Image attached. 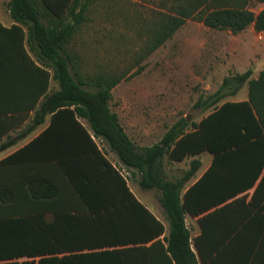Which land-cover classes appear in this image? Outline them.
Returning <instances> with one entry per match:
<instances>
[{
	"label": "trees",
	"instance_id": "16d2710c",
	"mask_svg": "<svg viewBox=\"0 0 264 264\" xmlns=\"http://www.w3.org/2000/svg\"><path fill=\"white\" fill-rule=\"evenodd\" d=\"M89 1L9 3L13 19L27 28L29 51L39 66L27 58L45 79L44 100L34 113L33 126L43 123L47 115H52L51 129L56 119L69 120L76 144L71 172L64 159L68 156L36 154L46 134L0 161V169L11 171L10 183L0 184V264H264V204L258 202V194L264 198V175L251 201L239 196L254 187L261 175L246 167L244 144L250 137L246 124L260 115L259 102L264 101V73L249 81L248 101L219 105L235 95L252 73L226 77L217 92L198 103L210 110L199 123L181 117L158 143L138 147L110 108L112 91L123 78L105 74L85 78L68 49L85 20ZM214 1L221 6L203 13L201 22L206 27L238 34L254 24L258 32L264 31V9L256 14L247 2L240 3L244 0ZM193 11L182 9L178 16H168L154 35L151 50L171 38ZM51 79L59 89L47 94ZM92 136L139 174L142 190L159 192L169 223V233L162 239L164 224L136 198ZM204 151L214 158L193 185L186 188L200 169V160H193L182 176H168L166 158L182 161ZM40 167L54 169V175L71 183V194L87 207L86 216L71 215L69 204L61 199L60 185L44 176ZM187 214L201 216L202 233L195 238L186 225ZM82 229L91 232L86 242L76 233ZM85 248L92 251L82 252Z\"/></svg>",
	"mask_w": 264,
	"mask_h": 264
},
{
	"label": "rangeland",
	"instance_id": "374dc122",
	"mask_svg": "<svg viewBox=\"0 0 264 264\" xmlns=\"http://www.w3.org/2000/svg\"><path fill=\"white\" fill-rule=\"evenodd\" d=\"M244 2L254 12L261 7L257 0L240 3ZM219 6L214 0H90L85 20L68 49L85 78L97 74L123 78L112 91L111 107L115 111L124 106V113L138 115L143 126L153 115L156 136L146 142L151 144L181 117L198 123L210 111L198 103L214 94L220 81L210 69H201L203 60L211 66L212 55L211 30L201 17ZM189 8L194 14L186 23L162 46L151 50L154 35L167 17ZM187 169L189 166L172 164L166 171L169 177L178 178ZM132 187L142 201L157 202V190H140L136 183Z\"/></svg>",
	"mask_w": 264,
	"mask_h": 264
},
{
	"label": "crops",
	"instance_id": "0c3cea01",
	"mask_svg": "<svg viewBox=\"0 0 264 264\" xmlns=\"http://www.w3.org/2000/svg\"><path fill=\"white\" fill-rule=\"evenodd\" d=\"M10 1L0 0V161L17 153L33 140L46 134L42 139V143L36 147V154L40 156H47L49 154L68 156L64 159L69 164L71 172V152L75 151L76 144L73 138L74 127L71 126V121L56 119L54 127L51 129L52 115H47L43 123L33 126L34 113L44 100L45 94L42 93V89L44 88L45 79L43 73L34 67L27 58L29 55L31 60L39 66L35 55L29 51L27 28L19 24L11 15L9 9ZM262 9H264V2L261 3L260 9L255 13L257 14ZM18 26L21 29H18ZM206 28L210 29L212 34L211 66L206 65V62L203 60L201 62V69H210L214 77H218L220 86L217 91L226 77L244 74L247 71H251L252 73L249 80L243 84L235 95L227 96L219 105L225 102L248 101L250 91L249 81L258 80L264 73V31L258 32L254 24H251L238 34H233L230 30L225 29ZM203 54H201V57ZM244 57L246 62H242ZM58 89V83L51 79L47 94ZM125 103L129 104L130 107H137L136 103ZM123 107L119 106V109L114 111L110 102L111 110L117 113L120 124L138 147H150L158 143L169 129L157 140L155 139L154 143L148 144L146 142L154 139L156 136L157 123L154 116L149 117L143 126L141 118L138 115L124 113ZM259 107L260 115L256 114L255 120H251L246 124V129L250 131V137L246 139V143L244 144L245 164L252 171H261V175L255 186L239 195H246L247 202L251 201L255 189L264 175V164H262L264 162V101L259 102ZM23 115H27V117L23 119ZM80 122L85 128H88L86 120L82 119ZM92 139L101 154L118 170L122 169L120 172L127 179L128 186L136 198L164 224L165 233L160 237L162 239L169 233V223L159 203V197L157 202L147 199L142 201L132 187L135 183L138 185L139 174L134 169H128L123 165L102 140L94 136H92ZM213 158V154L208 151L187 157L182 161H170L166 158V168L172 164H183V166H189L190 168V163L193 160H200L202 165L195 177L186 185V188H188L207 171L212 164ZM52 165L55 166L53 168L56 170V162H53ZM40 170L44 176L56 179L62 191L61 199L69 204L71 215H79L81 213L82 217L86 216L87 207L79 197L71 194V183L69 181L66 182L64 178L54 175V169L47 171L45 167H40ZM9 172H11L9 167L0 169V184L10 179ZM140 190L142 189L140 188ZM262 197L263 193L258 194V202L264 204V198ZM200 217L191 216L190 214L186 215V225L191 231L192 238L202 233V227L199 222ZM76 233L82 237V242L88 241L91 235V232L86 229H82ZM192 248L197 254L194 245H192ZM91 251L88 248L82 250L84 253Z\"/></svg>",
	"mask_w": 264,
	"mask_h": 264
}]
</instances>
